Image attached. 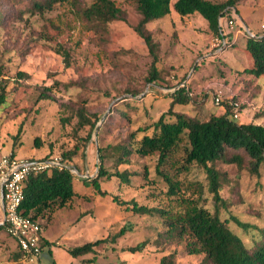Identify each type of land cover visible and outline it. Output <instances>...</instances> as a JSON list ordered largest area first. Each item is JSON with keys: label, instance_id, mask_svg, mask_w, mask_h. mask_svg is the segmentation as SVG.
Returning <instances> with one entry per match:
<instances>
[{"label": "rangeland", "instance_id": "374dc122", "mask_svg": "<svg viewBox=\"0 0 264 264\" xmlns=\"http://www.w3.org/2000/svg\"><path fill=\"white\" fill-rule=\"evenodd\" d=\"M77 1L85 6L92 0ZM115 1L125 9L126 19L112 21L107 32L88 27L79 18L73 0L57 3L45 13L33 12L25 5L15 9L7 1L1 4L6 19L0 25V92L5 89L7 100L0 106V157L13 153L40 158L78 144L76 161L95 175L98 147L125 143L138 126L157 119L169 107L171 87L181 79L188 82L194 102L177 108L200 118L222 112V104L212 99L214 88L221 85L227 97L236 96L243 104L237 122L264 124V116L256 115L264 107V76L253 78L242 72L252 61L244 45L246 37L241 35L214 53L211 42L216 35L200 14L182 19L166 16L151 22L148 27L155 40L160 78L149 82L153 56L134 30L141 19L137 4L135 0ZM235 9V29L264 32V0H239ZM63 49L69 52L68 60ZM130 91L138 94L133 96ZM43 93L51 98H43ZM195 101L204 102L199 105ZM79 107H85L92 119L100 117L92 130L89 125L78 126ZM89 132L91 138L83 146ZM184 154L181 147L161 165L162 171L180 181L176 196L168 194L169 184L156 171L157 153H133L128 163L117 167L115 156L107 158V169H127L131 174L130 183L115 176L101 178L106 195L85 185L82 176L75 177L77 194L68 204L53 206L37 216L51 242L43 247L40 264H159L170 253L175 254L176 264H204L203 255L189 253L184 240L163 236L162 217L136 213L129 209L132 203L122 205L114 200L117 196L148 207L178 210L183 197L197 199L200 191L190 182L200 181L204 189L200 202L214 211L205 168L185 163ZM213 165L220 171V193L227 202V207H221V216L253 248L264 237V164L260 175L222 160ZM232 216L251 226L243 229ZM124 226L127 231L123 236L96 246L93 253L74 257L68 250L110 236ZM141 241L146 242L143 250H128ZM14 244L6 228H0V264H25Z\"/></svg>", "mask_w": 264, "mask_h": 264}, {"label": "trees", "instance_id": "16d2710c", "mask_svg": "<svg viewBox=\"0 0 264 264\" xmlns=\"http://www.w3.org/2000/svg\"><path fill=\"white\" fill-rule=\"evenodd\" d=\"M7 1L12 8L28 6L33 12L45 13L53 10L57 3L65 0H0V25L6 19V14L1 7ZM239 0H135L137 9L141 15L138 24L134 26L135 32L144 39L153 60L150 67L149 82H155L160 78L157 67L158 55L155 52V40L152 31L148 27L149 23L160 21L169 16L173 11L181 18L193 14L202 15L210 30L215 35H225L224 26L220 25V19L230 18L231 12L236 10ZM79 18L90 28L97 31L107 32L108 24L114 20H125L126 11L115 0H92L90 4L81 6L77 0L72 2ZM46 33L43 32V35ZM246 49L250 57L251 64L243 69L253 78L264 76V32L256 35L247 34ZM64 58L68 60L69 52L62 50ZM179 80L170 90L169 107L151 123L138 126L131 132L125 143L117 144L113 147H98L99 163L95 175L89 173L88 177H81L83 183L92 186L97 194L106 195L102 189L100 179H110L115 176L123 183H130V172L110 171L105 167V161L114 157L117 167L122 163L129 162V156L137 153L142 156H149L157 153L156 171L162 175L169 184L168 194L176 196L179 193L180 181L173 179L168 173L161 169L172 154L184 148L185 163H197L203 166L207 172L208 187L213 194L215 210L201 204L200 199L204 193L203 183L191 181L200 194L197 199L183 197L181 208L170 210L162 207H148L140 205L136 201H122L117 196L114 200L118 204L128 205L132 203L131 209L136 213H147L159 215L163 218L165 225L163 236L167 239H179L185 241L186 248L191 254L203 255L204 264H264V237L261 242L255 244L253 248L247 246L243 238L236 234L230 227L229 221L223 219L220 213L221 207H227V202L221 196V174L213 165L222 160L234 163L240 168H246L250 173L260 175V170L264 164V124L256 122H237L233 117L234 101L239 99L236 96L226 97L222 102V112L209 113L205 118H200L196 114L177 108V106L188 105L193 101L192 92L188 82ZM135 96V91H130ZM43 98H51L49 94L43 93ZM6 92L2 88L0 92V106L6 103ZM196 102V101H195ZM204 101L196 102L201 104ZM243 104H240L239 111ZM78 126H91V130L96 127L100 117L94 115V119L88 114L85 107L76 109ZM257 116H264V107L260 109ZM63 118V117H62ZM67 119L66 117L64 120ZM21 132L19 129L18 134ZM91 138V132L83 138V146ZM36 145L39 146V138H35ZM113 150L110 152V150ZM80 145L74 148L62 150L59 153H47L44 157L60 155L67 164L75 165L81 173H85L76 161L79 154ZM113 153V154H112ZM83 154V153H82ZM85 156V155H84ZM74 175L70 169H54L29 175L26 180L24 194L25 197L21 208L27 215L37 218L39 213L48 208L64 207L77 194L74 189ZM237 225L243 229H248L251 225L241 221L238 217L232 216ZM6 224H1L0 228ZM127 227H122L116 233L94 241L68 248L74 257L93 253L95 247L107 242H115L117 238L123 236ZM42 247L51 244L45 237L41 239ZM146 246L145 241L131 246L128 250L132 252L141 251ZM18 256L20 251H17ZM159 264H176L175 254L164 255Z\"/></svg>", "mask_w": 264, "mask_h": 264}, {"label": "built area", "instance_id": "2783aa9c", "mask_svg": "<svg viewBox=\"0 0 264 264\" xmlns=\"http://www.w3.org/2000/svg\"><path fill=\"white\" fill-rule=\"evenodd\" d=\"M233 13L235 10L232 11ZM231 12V17L225 21L220 19V25L225 28V35H216L211 42L214 53L230 45L227 31H234L236 20ZM264 29V24L262 25ZM185 83H181L183 86ZM226 89L219 85L214 88L212 99L216 104L227 97ZM233 117H239L240 102L234 101ZM68 168L78 177H88L89 170L81 173L75 165L67 164L60 155L40 158L20 157L13 153L3 154L0 157V187L3 188V220L6 224L7 233L16 240L20 255L19 260L25 264H40L42 254V231L43 226L38 218L27 215L21 208L25 197L24 188L29 175L43 171Z\"/></svg>", "mask_w": 264, "mask_h": 264}, {"label": "crops", "instance_id": "0c3cea01", "mask_svg": "<svg viewBox=\"0 0 264 264\" xmlns=\"http://www.w3.org/2000/svg\"><path fill=\"white\" fill-rule=\"evenodd\" d=\"M167 18H169V19H171V18H174V19L180 18V19H182L180 16H177L174 11ZM162 20H165V19L163 18ZM206 24L208 25L207 22H206ZM256 33H261V31H253L249 27H245V29H243V31H240V30H237V29H235L232 32L227 31V37H228V39L230 41V44H232L234 41L239 40L242 37L241 35H243L244 37L247 38V34L256 35ZM244 45H245V48H246V41H245V44ZM225 51L226 50H223L222 51V54ZM0 204H1V207H2L1 198H0ZM2 220H3V210H2V214L0 215V225L2 224ZM42 236L46 238V236L44 234V229L42 231ZM46 239L49 240L48 238H46ZM13 240L15 242L14 247H16V249L18 251L19 250L18 244H17V242H16V240L14 238H13ZM42 254H43V252H42ZM42 254H41V258H40L41 263H42Z\"/></svg>", "mask_w": 264, "mask_h": 264}, {"label": "water", "instance_id": "95a60500", "mask_svg": "<svg viewBox=\"0 0 264 264\" xmlns=\"http://www.w3.org/2000/svg\"><path fill=\"white\" fill-rule=\"evenodd\" d=\"M0 198H1V203H2L3 202V188L2 187H0Z\"/></svg>", "mask_w": 264, "mask_h": 264}]
</instances>
